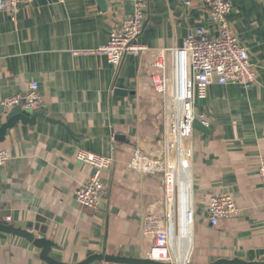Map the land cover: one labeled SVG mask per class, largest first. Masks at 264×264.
I'll return each instance as SVG.
<instances>
[{"label": "crops", "instance_id": "obj_1", "mask_svg": "<svg viewBox=\"0 0 264 264\" xmlns=\"http://www.w3.org/2000/svg\"><path fill=\"white\" fill-rule=\"evenodd\" d=\"M230 1L232 30L258 77L249 87L213 83L195 102L211 128H194L184 140L192 150L189 166L179 163L171 172L175 264L264 261V197L257 174L264 157V0ZM104 3L32 0L16 15L0 10V124L11 107L1 101L23 96L32 81L40 108L61 123H19L0 142L9 154L0 170V219L22 226L33 206L42 208L49 220L46 237L57 245L50 256L68 264L94 253L147 257L155 229L166 223L165 188L158 175L134 171L129 161L135 150L159 155L164 148L167 117L151 86L158 72L154 62L164 51L162 73L169 78L170 51L183 45L190 30L216 35L202 0H147L139 54H125L118 66L96 54L73 56L74 49L105 44L110 30L131 14L130 1ZM78 149L112 157L96 209L74 199L93 169L75 159ZM217 193L231 195L240 215L212 226L206 206ZM0 264L46 263L25 238L6 235L0 238Z\"/></svg>", "mask_w": 264, "mask_h": 264}, {"label": "built area", "instance_id": "obj_2", "mask_svg": "<svg viewBox=\"0 0 264 264\" xmlns=\"http://www.w3.org/2000/svg\"><path fill=\"white\" fill-rule=\"evenodd\" d=\"M30 1L32 0H0V10H7L12 15H16L20 5ZM121 1L132 3L131 14L110 30L107 42L91 50L74 49L71 51L73 56L96 54L104 56L110 65L118 66L125 54L137 55L144 50V47L137 43V39L145 23L147 0ZM202 2L210 13L216 35L210 36L202 28L190 30L185 36L183 45L170 51L172 67L169 78L162 73L164 51L158 53L154 62L158 72L151 76V86L153 91L162 97L163 109L167 117L164 148L159 155L135 150L129 161V167L134 171L163 173L169 212L174 210L170 196L173 186L171 172L179 163L188 165L192 155L191 148L185 146L184 140L191 136L195 119L208 125L206 116L203 113H196L194 109L196 100L204 99L208 87L213 83L249 87L258 77L247 49L232 30L228 18L232 9L231 1L202 0ZM21 102L26 110L41 107L37 82H30L23 96L3 100L1 105L10 107ZM8 159V152L0 149V165ZM75 159L90 165L93 169L89 178L76 189L74 199L82 207L96 209L105 195V186L101 180L102 173L112 166V157L78 149ZM257 174L264 197V157L258 159ZM206 211L212 226L240 215V208L228 193L212 195L208 200ZM188 217L191 221L190 211ZM171 218V215H167L166 223L155 229L153 244L147 255L149 259L176 262L170 250L175 233ZM2 221L7 223L10 217H5Z\"/></svg>", "mask_w": 264, "mask_h": 264}, {"label": "water", "instance_id": "obj_3", "mask_svg": "<svg viewBox=\"0 0 264 264\" xmlns=\"http://www.w3.org/2000/svg\"><path fill=\"white\" fill-rule=\"evenodd\" d=\"M100 4L104 6V0H100ZM115 94L125 96L128 91L115 89ZM41 118L47 122L59 123L52 118L47 117L45 111L41 108L34 110H26L23 108V102L18 105L11 106L4 122L0 124V142H3L10 130L17 124L34 125L36 120ZM193 128L201 130L203 132H210L211 126L203 124L201 121L195 119L193 121ZM4 168L0 165V170ZM32 215L27 219L22 226H15L10 223H5L0 219V238H5L6 235H15L25 238L34 247L39 249V258L46 264H68L62 261L56 260L50 256L52 249L57 248V245L51 239L46 237L49 220L45 217L44 211L38 206H33L30 209ZM94 261H104L117 264H175L172 262H161L148 257L136 258L130 256H121L114 254L94 253L87 256L82 261L74 264H90ZM189 264V263H186ZM208 264H264V261L246 262L238 258L233 259H218Z\"/></svg>", "mask_w": 264, "mask_h": 264}, {"label": "rangeland", "instance_id": "obj_4", "mask_svg": "<svg viewBox=\"0 0 264 264\" xmlns=\"http://www.w3.org/2000/svg\"><path fill=\"white\" fill-rule=\"evenodd\" d=\"M161 117V116H160ZM111 168V167H110ZM155 175H158L160 178H161V180H162V183H163V187H164V175H163V173L162 172H158V173H155ZM165 190V189H164ZM165 192V191H164ZM165 216L167 217V215H171V220L174 218V214L172 213V212H169V210H168V202L166 201V196H165ZM171 209H172V207H171Z\"/></svg>", "mask_w": 264, "mask_h": 264}, {"label": "bare ground", "instance_id": "obj_5", "mask_svg": "<svg viewBox=\"0 0 264 264\" xmlns=\"http://www.w3.org/2000/svg\"><path fill=\"white\" fill-rule=\"evenodd\" d=\"M172 188H173V186H172ZM171 188V189H172ZM189 210H190V208H189ZM189 212V211H188ZM187 223L190 225V218L188 217V213H187ZM173 242V241H172Z\"/></svg>", "mask_w": 264, "mask_h": 264}]
</instances>
